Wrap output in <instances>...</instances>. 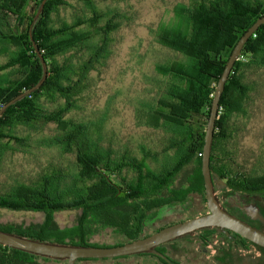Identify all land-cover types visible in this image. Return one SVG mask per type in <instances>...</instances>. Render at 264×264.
<instances>
[{
    "label": "trees",
    "instance_id": "obj_1",
    "mask_svg": "<svg viewBox=\"0 0 264 264\" xmlns=\"http://www.w3.org/2000/svg\"><path fill=\"white\" fill-rule=\"evenodd\" d=\"M113 1L117 5L103 8L96 0H0V108L42 80L40 56L47 66L39 86L0 115V165L7 155L32 156L36 163L3 186L0 207L43 217L32 225H0L2 231L106 247L159 230L154 222L163 207L188 206L189 214L181 219L207 211L200 161L215 85L238 39L264 15V0L174 5L168 23L154 30L169 58L154 64L153 94L135 107L136 125L149 129L157 143L139 142L132 149L106 138L109 108L91 118L82 115L93 74L106 67L113 34L128 19L118 6L123 0ZM263 94L261 24L231 68L215 122L209 166L233 191L264 194V132L255 155L239 151L246 121ZM45 150L55 155L41 160L38 153ZM63 211L76 213L70 226L60 227L55 220ZM107 230L110 242L93 239ZM0 248L22 254L31 264H40L38 258L67 264L65 259ZM140 255L78 258L75 263Z\"/></svg>",
    "mask_w": 264,
    "mask_h": 264
},
{
    "label": "rangeland",
    "instance_id": "obj_2",
    "mask_svg": "<svg viewBox=\"0 0 264 264\" xmlns=\"http://www.w3.org/2000/svg\"><path fill=\"white\" fill-rule=\"evenodd\" d=\"M103 8L117 5L113 0H96ZM185 0H123L118 6L125 10L128 19L122 27L113 34L112 54L106 67L99 73L93 74V87L87 99L82 115L91 118L96 112L109 108L105 121L106 138L118 144L127 145L130 149L137 143H157L156 135L149 129L136 125L135 107L143 101H149L154 89L156 74L154 64L169 58L167 49L156 42L154 30L160 23H168L173 16L176 3ZM73 4H77L72 1ZM157 79V78H156ZM250 120L239 146V151L245 155H255L263 140L264 132V94L255 101ZM159 142V138H158ZM157 148V146H155ZM38 158L50 159L55 155L52 150L40 151ZM34 157L12 156L5 157V164L0 165V191L3 186L15 180L19 173H27L36 167ZM254 165V164H251ZM250 165V166H251ZM264 164H261V167ZM18 178L23 179L24 176ZM193 202H198L197 196H192ZM188 206H171L159 212L158 219L162 222L175 220L189 214ZM185 211V212H184ZM42 213L14 208L0 207V225H32L42 220ZM76 213L63 211L55 215L60 227L70 226L75 221ZM155 222H159L156 220ZM160 223V222H159ZM102 235V236H101ZM95 236L94 240H107L109 230ZM178 258V257H176ZM40 264H64L55 261L36 259ZM82 264H138L137 257L119 260L87 261Z\"/></svg>",
    "mask_w": 264,
    "mask_h": 264
},
{
    "label": "water",
    "instance_id": "obj_3",
    "mask_svg": "<svg viewBox=\"0 0 264 264\" xmlns=\"http://www.w3.org/2000/svg\"><path fill=\"white\" fill-rule=\"evenodd\" d=\"M264 24V15L258 18L238 39L232 48L228 59L225 62L224 68L215 85L214 94L211 100L209 115L206 122L204 141L202 146V154L200 161V170L203 178L204 196L207 206V212L197 216L185 219L183 221L175 222L161 229L145 236L130 240L120 245L114 246H84L71 245L64 243H55L49 241H40L20 235L12 234L0 230V245L19 249L32 254H37L44 257L65 259L67 264H76L75 260L78 258H109L132 255L143 252H153L162 256L161 253L154 250L156 246L161 243L176 239L188 233L194 232L205 227H219L233 231L247 240L264 248V231H261L245 221L235 217L227 212L218 203L214 189L212 173L209 166L211 146L213 141V134L215 122L218 115L219 102L224 90L225 82L228 79L229 73L236 59L238 58L241 49L249 36L261 25ZM44 68V75L42 80L33 88L26 90L22 94L10 100L7 104L0 108V115L10 103L28 94L33 89L37 88L39 84L46 77L47 66L43 58L40 56ZM218 178V177H217ZM220 184L223 180L218 178Z\"/></svg>",
    "mask_w": 264,
    "mask_h": 264
},
{
    "label": "flooded vegetation",
    "instance_id": "obj_4",
    "mask_svg": "<svg viewBox=\"0 0 264 264\" xmlns=\"http://www.w3.org/2000/svg\"><path fill=\"white\" fill-rule=\"evenodd\" d=\"M212 179L214 193L221 207L264 231V194L233 191L228 187L227 181L223 180L220 184L216 175H212ZM167 208L170 207L161 208L158 214ZM157 220L160 223L154 224L162 228L172 224V221L185 219L162 222L157 217ZM154 250L162 256L153 252H143L137 259L138 264H264L263 247L233 231L219 227L198 229L161 243ZM149 253L154 255L150 256ZM0 259L4 260L2 264H31L22 254L4 248H0Z\"/></svg>",
    "mask_w": 264,
    "mask_h": 264
}]
</instances>
